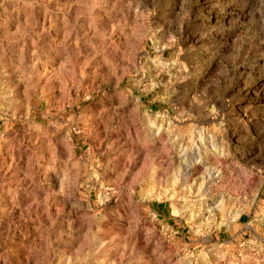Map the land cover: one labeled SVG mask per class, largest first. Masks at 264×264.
Listing matches in <instances>:
<instances>
[{
    "label": "rangeland",
    "instance_id": "1",
    "mask_svg": "<svg viewBox=\"0 0 264 264\" xmlns=\"http://www.w3.org/2000/svg\"><path fill=\"white\" fill-rule=\"evenodd\" d=\"M0 264H264V0H0Z\"/></svg>",
    "mask_w": 264,
    "mask_h": 264
}]
</instances>
